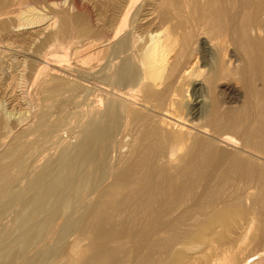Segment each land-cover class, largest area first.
Wrapping results in <instances>:
<instances>
[{
  "label": "bare ground",
  "instance_id": "obj_1",
  "mask_svg": "<svg viewBox=\"0 0 264 264\" xmlns=\"http://www.w3.org/2000/svg\"><path fill=\"white\" fill-rule=\"evenodd\" d=\"M104 1L102 28L58 8L39 38L38 54L64 44L93 65L80 103L49 85L1 155L0 264H264V0ZM25 4L0 0L6 41L40 22H19ZM73 104L76 145L38 166L49 110Z\"/></svg>",
  "mask_w": 264,
  "mask_h": 264
},
{
  "label": "rangeland",
  "instance_id": "obj_2",
  "mask_svg": "<svg viewBox=\"0 0 264 264\" xmlns=\"http://www.w3.org/2000/svg\"><path fill=\"white\" fill-rule=\"evenodd\" d=\"M76 1L59 0L58 2V0H55V2L53 1L51 2L48 0H27V4H25L26 6L25 11H22V14H20L19 16V22L20 23L23 22L20 20V18H24L25 23H29L30 20H31L30 23H35V22L37 23L38 19L40 18L41 19L40 22L34 24V26L25 25L24 26L25 28L22 27L15 29L17 31H14L12 33L11 36H13V38L12 40L9 41L5 40V38L7 37L5 36L3 37V35L0 34V124H1L0 134L1 136L6 135V139L3 145H0V159L2 158L1 155H3V152L6 150L8 145H10L14 141L15 137L18 135L20 130L27 126V125L25 126V124L29 122L37 121L36 117L39 116V114H41L43 111H45V109H47L45 105L48 106V102H46L45 100L47 98V87L49 85L54 84V82L56 81L57 82L61 81L62 83L63 82L66 83L67 86L64 87L65 89L61 90L58 93L57 98L59 99H61L63 96L64 97L71 96V98L72 96L73 97L75 96L74 98H77L76 101H78V103H80V100L82 99L81 96L83 95V92H81L79 89L78 90L79 92L74 91L73 93V91H71V86L78 85L81 74L85 69V67L90 68L93 65V61L89 58V56L88 55L86 56L84 54L81 55L77 54L75 56L76 53L74 52L73 48L71 49V47L70 49L66 48L67 50L62 49L63 50L62 51L59 48H62L64 44L62 45L58 43H56L54 47H52L53 48L52 50L56 52L51 56L45 57L43 55L45 53V50L42 52V54H38L37 51L39 40L45 37L47 34L52 33L54 28L52 26L55 25L54 21L57 19L58 14H61V12L63 11L65 13L68 12L69 13L68 15H71L73 21L76 20L75 22L78 21V17L84 16L83 18L87 19V20H83L86 21L84 23L90 24L89 19H91L92 23L95 24V26H97L98 28H102V25L104 26L109 14L105 12L103 9L100 8L96 9V6L99 7L100 5L106 3L104 0H76ZM53 3L60 5L59 7L58 6L52 7ZM73 3L78 4L79 10L78 9L76 10L74 8ZM58 8L62 9L63 11H60V9ZM58 10L59 12L58 14H56ZM139 13L140 14H138V18L141 19V15L143 13H141V10L139 11ZM28 15L31 18L28 17ZM75 16L77 17L76 19L74 18ZM43 17H46L44 21H43ZM13 20L15 21L11 20L12 21L11 23L15 25L17 19H13ZM75 25L76 23L74 24V26ZM25 33L26 35L28 34L32 35L31 40L27 44H21L18 42L19 37H14V36L25 35ZM35 35L38 36L33 37ZM82 61L85 62L83 63ZM43 63L46 66H44ZM40 66L44 67L42 71L40 70V72L42 73H38L39 71L38 67ZM89 87L88 90L90 91L91 86ZM75 107L76 105L73 104V105H67L61 111L56 108H52L49 110L50 116L48 114L47 121L49 122V119L52 122L59 121L60 127L57 129L58 132L56 134L57 137L54 140L55 142L54 141L50 142V147H51L50 153L47 151L46 153L45 152L43 153L46 154V156L42 155V157H40L41 160L40 162L37 163L38 166H40V164H42L44 160L50 157H51V161L56 159V157L59 154V151L61 150V148L64 147V145H67L69 147H73V145H76L75 143H77L76 141L77 137L82 131L81 129L83 123L81 122V115L77 113L79 109H76L78 107L76 108ZM3 122H6L7 124H4ZM11 124L12 126H10ZM127 139L128 138H124L122 139L123 140L122 141L120 137L119 138L117 137V140L119 142L121 141L120 144H117V146H114V148L111 149V150H115L112 151L111 154L109 152L110 156L113 155L111 156V159L112 157L113 159L110 160L112 164L114 163L115 160L114 157L115 158L118 157L121 144H125ZM60 143H62V145ZM125 150L126 147L121 151L123 152ZM47 153L49 154L47 155ZM198 252L199 251H197V249H194L193 247L192 250L187 251L186 253L188 254V256L190 255L194 257L198 255ZM184 264H190V263L186 262Z\"/></svg>",
  "mask_w": 264,
  "mask_h": 264
}]
</instances>
